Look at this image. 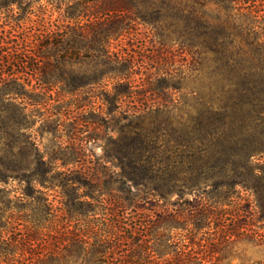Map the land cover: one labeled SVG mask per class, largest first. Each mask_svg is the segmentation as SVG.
<instances>
[{"label":"trees","instance_id":"obj_1","mask_svg":"<svg viewBox=\"0 0 264 264\" xmlns=\"http://www.w3.org/2000/svg\"><path fill=\"white\" fill-rule=\"evenodd\" d=\"M9 1L27 13L35 0ZM64 6L67 24L0 69L1 264H233L239 238L264 240L253 228L264 221V0ZM138 25L159 44L141 61L112 48ZM168 42L191 57L185 70H169ZM53 91L68 108L105 101L104 116L83 118L117 133L102 157L88 146L101 136L78 139L77 116L71 142L50 152L26 133ZM146 93L161 102L118 111Z\"/></svg>","mask_w":264,"mask_h":264},{"label":"rangeland","instance_id":"obj_2","mask_svg":"<svg viewBox=\"0 0 264 264\" xmlns=\"http://www.w3.org/2000/svg\"><path fill=\"white\" fill-rule=\"evenodd\" d=\"M69 0H35L34 2L26 1L22 5L24 8H29L28 12L21 10L18 4H14L9 0H0V54L3 55V62H5L6 67L0 66V69L6 68L7 71L14 69L15 59L20 57L17 49L25 48L30 45L27 42L29 39H34L39 33L47 30H55L61 28L63 25L67 24L69 19L65 17V4ZM73 22V20L71 21ZM25 40V41H24ZM168 49L172 52L173 58L169 64V70L177 71L185 70L191 61L190 56H185V61H181V57L177 54L178 46L168 42ZM120 47L126 50H136L139 61L144 59L150 53L158 52L159 44L156 43L155 38L149 34L148 29L144 25H138L136 28L130 31L129 34L123 36L119 40L112 42V48L118 49ZM10 52V53H8ZM17 54V55H16ZM11 62V64H9ZM83 69L88 70L90 65L83 63ZM140 75L137 76L139 79ZM111 86V85H110ZM174 92V91H169ZM174 93H172L173 95ZM55 91H53V99L51 100V106L49 109L42 110L40 108L34 107V112L32 113L33 124L26 132L31 135V138L39 145L41 150L52 151L57 148L60 142H66V144L71 142L70 135L73 128L72 119L73 116L80 118L79 134L78 139L81 141L86 139L90 134H98L101 136L100 140L92 141L89 148L91 152L89 154L94 155V158H99L103 156V147L107 143L108 136L115 138L117 133L109 131L107 127H100L94 124H88L83 122L88 117H94L96 115H105L107 111V106L102 97L94 99L96 101L93 109L86 108L84 110L72 107H64L62 103L56 101L57 99ZM127 100L123 103L122 109L118 111L126 110L131 106L149 107L155 106L161 100L153 94L146 93L144 99H139L135 103L129 102ZM70 109V111L68 110ZM61 112V113H60ZM44 114V115H43ZM52 115V117L47 120L46 115ZM45 116V117H44ZM84 118V120H83ZM59 119V121L57 120ZM78 121V120H77ZM59 123V132L53 134L49 132L51 128ZM87 124V125H86ZM83 125V126H82ZM74 136V135H73ZM110 165V164H108ZM11 189V194H16L14 190L19 187L18 181H11L8 185ZM50 198L54 199V191L49 192ZM174 196L173 198H175ZM57 204V199L54 202ZM253 228L259 232L264 233V221H255ZM234 252L236 257L233 259V264L240 263H255L258 261H264V240H260L259 237H251V235H243L234 244ZM5 258H0V264L4 263ZM9 264V262H8ZM14 264H18L15 262Z\"/></svg>","mask_w":264,"mask_h":264}]
</instances>
